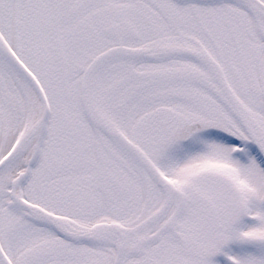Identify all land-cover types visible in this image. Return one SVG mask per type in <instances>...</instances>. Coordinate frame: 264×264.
Wrapping results in <instances>:
<instances>
[{
    "label": "snow or ice",
    "instance_id": "6c2138e0",
    "mask_svg": "<svg viewBox=\"0 0 264 264\" xmlns=\"http://www.w3.org/2000/svg\"><path fill=\"white\" fill-rule=\"evenodd\" d=\"M0 264H264V0H0Z\"/></svg>",
    "mask_w": 264,
    "mask_h": 264
}]
</instances>
